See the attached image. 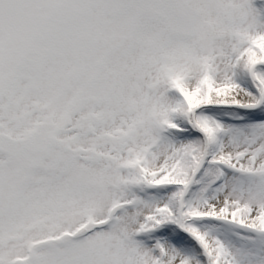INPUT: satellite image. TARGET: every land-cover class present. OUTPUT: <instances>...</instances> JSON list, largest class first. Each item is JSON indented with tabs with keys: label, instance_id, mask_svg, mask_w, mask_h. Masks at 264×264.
<instances>
[{
	"label": "snow or ice",
	"instance_id": "1",
	"mask_svg": "<svg viewBox=\"0 0 264 264\" xmlns=\"http://www.w3.org/2000/svg\"><path fill=\"white\" fill-rule=\"evenodd\" d=\"M0 264H264V0H0Z\"/></svg>",
	"mask_w": 264,
	"mask_h": 264
}]
</instances>
